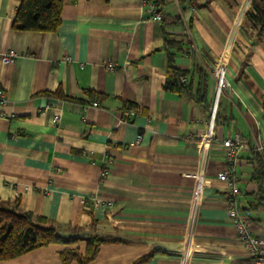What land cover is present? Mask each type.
<instances>
[{"label": "crops", "instance_id": "1", "mask_svg": "<svg viewBox=\"0 0 264 264\" xmlns=\"http://www.w3.org/2000/svg\"><path fill=\"white\" fill-rule=\"evenodd\" d=\"M20 2L0 0V52L18 54L0 61V202L76 240L0 264H62L61 249L84 253L92 238L87 264H249L217 175L223 140L240 136L238 203L264 240V30L245 18L252 0H159L160 21L141 0L66 1L52 32L16 28ZM219 58L231 89L214 97ZM170 65L192 96L164 87ZM203 134L213 139L201 146Z\"/></svg>", "mask_w": 264, "mask_h": 264}, {"label": "trees", "instance_id": "2", "mask_svg": "<svg viewBox=\"0 0 264 264\" xmlns=\"http://www.w3.org/2000/svg\"><path fill=\"white\" fill-rule=\"evenodd\" d=\"M66 1L74 0H21L15 14L14 26L21 30L33 32H52L57 29L61 19V11ZM159 1V0H157ZM160 3V2H159ZM245 18L258 30H264V0H252L251 10ZM169 76L164 87L178 93L192 96L187 81L181 82L180 77L186 73L169 66ZM200 95L195 98L201 101ZM202 102V101H201ZM129 104H125L128 108ZM127 117H123L126 120ZM259 178H264V164H259ZM17 203L3 204L0 202V261L9 260L26 254L34 249L51 244H69L76 239H63L57 234L56 228L45 217L38 221L46 226H38L33 221L31 212L18 210ZM99 240H88L84 253L77 248L65 247L59 251L62 264H87L97 253Z\"/></svg>", "mask_w": 264, "mask_h": 264}, {"label": "built area", "instance_id": "3", "mask_svg": "<svg viewBox=\"0 0 264 264\" xmlns=\"http://www.w3.org/2000/svg\"><path fill=\"white\" fill-rule=\"evenodd\" d=\"M142 5L146 7L152 13V19L155 21L161 20V5L157 0H141ZM18 54L13 50L8 52H0V61L3 64H12L15 62ZM107 68L112 70V66L107 64ZM211 73L214 79L215 85V96H218L222 92L231 89L229 79L226 74V63L225 60L219 58L215 61L212 66ZM185 78L180 77L181 82H185ZM8 101L7 94L4 89L0 88V104H5ZM96 106V103H93ZM127 114V112H125ZM59 117L57 115L53 116L52 122L57 123ZM140 136H137L135 142H138ZM213 136L210 134H203L200 136V144L203 145L204 142L210 141ZM223 144L226 147L225 157L227 159V167H225L220 173H218L217 178L226 182V193H225V207L227 215L229 216L231 223L236 230L238 241L246 249L249 264H264V240H261L254 236L250 227L248 219L241 213L240 206L238 203L239 189L235 184V177L233 174L232 164L235 160L237 153L245 147L240 136L236 135L234 138H226L223 140ZM254 149L258 152H264V140H261ZM108 162L103 165V170L106 171ZM204 184V174L200 173L197 176L193 200L194 202L199 201L201 189ZM94 204H100L101 202L95 196H89ZM110 206L111 203H107Z\"/></svg>", "mask_w": 264, "mask_h": 264}]
</instances>
